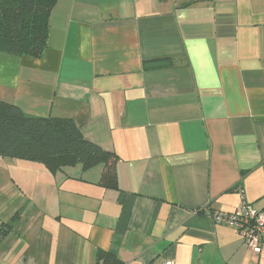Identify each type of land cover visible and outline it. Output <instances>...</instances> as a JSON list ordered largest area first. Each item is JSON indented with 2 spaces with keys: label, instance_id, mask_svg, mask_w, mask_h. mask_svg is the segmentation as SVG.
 Segmentation results:
<instances>
[{
  "label": "crops",
  "instance_id": "crops-1",
  "mask_svg": "<svg viewBox=\"0 0 264 264\" xmlns=\"http://www.w3.org/2000/svg\"><path fill=\"white\" fill-rule=\"evenodd\" d=\"M48 26L40 58L0 53V101L72 120L117 190L8 159L0 264H264L210 217L264 210V0H56Z\"/></svg>",
  "mask_w": 264,
  "mask_h": 264
},
{
  "label": "trees",
  "instance_id": "trees-1",
  "mask_svg": "<svg viewBox=\"0 0 264 264\" xmlns=\"http://www.w3.org/2000/svg\"><path fill=\"white\" fill-rule=\"evenodd\" d=\"M55 3L0 0V53L40 58ZM4 158L42 165L51 175L66 167L80 166L87 171L100 166L99 185L117 190L116 156L85 140L72 120L29 116L19 107L0 101V159ZM14 218L1 226L10 228ZM93 264L123 263L114 254L96 249Z\"/></svg>",
  "mask_w": 264,
  "mask_h": 264
},
{
  "label": "built area",
  "instance_id": "built-area-1",
  "mask_svg": "<svg viewBox=\"0 0 264 264\" xmlns=\"http://www.w3.org/2000/svg\"><path fill=\"white\" fill-rule=\"evenodd\" d=\"M210 217L215 225L231 228L249 251L259 255L264 246V210H257L244 201L232 212L211 213ZM164 264H173L166 261Z\"/></svg>",
  "mask_w": 264,
  "mask_h": 264
},
{
  "label": "rangeland",
  "instance_id": "rangeland-1",
  "mask_svg": "<svg viewBox=\"0 0 264 264\" xmlns=\"http://www.w3.org/2000/svg\"><path fill=\"white\" fill-rule=\"evenodd\" d=\"M8 159H0V198L5 200V203L2 200V207L3 209H10L14 206L12 203V199L16 197L17 201L21 200V194L19 193L18 196H15L14 188L12 187V178L11 176V170L9 168V163L7 161ZM13 175V173H12ZM17 191H20L19 189L15 188ZM0 213H5L1 219H4V222H7L10 220L11 216H8V213L3 211H0ZM6 219V220H5Z\"/></svg>",
  "mask_w": 264,
  "mask_h": 264
}]
</instances>
